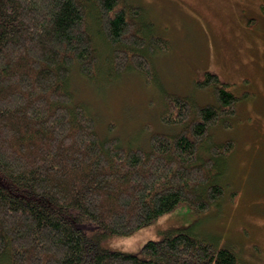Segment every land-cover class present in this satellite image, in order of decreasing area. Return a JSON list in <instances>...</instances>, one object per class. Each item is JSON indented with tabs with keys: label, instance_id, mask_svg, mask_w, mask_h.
Wrapping results in <instances>:
<instances>
[{
	"label": "trees",
	"instance_id": "16d2710c",
	"mask_svg": "<svg viewBox=\"0 0 264 264\" xmlns=\"http://www.w3.org/2000/svg\"><path fill=\"white\" fill-rule=\"evenodd\" d=\"M151 26L121 0H0V264H244L197 223L136 251L107 245L181 203L203 211L226 194L236 142L211 129L233 126L240 97L217 73L197 81L216 102L165 93L160 119L175 130L152 131L147 147L101 136L75 100L71 73L94 75L102 60L116 76L151 77L167 45Z\"/></svg>",
	"mask_w": 264,
	"mask_h": 264
},
{
	"label": "rangeland",
	"instance_id": "374dc122",
	"mask_svg": "<svg viewBox=\"0 0 264 264\" xmlns=\"http://www.w3.org/2000/svg\"><path fill=\"white\" fill-rule=\"evenodd\" d=\"M121 2L142 8L152 34L167 45L155 54L151 77L134 69L116 76L106 60L94 75L71 73L75 100L89 105L101 136L125 147H147L152 131L175 130L160 119L165 93L216 102L213 86L197 85L206 70L231 83L240 101L232 127L211 129L215 141L236 142L228 172L220 179L226 186L221 204L199 211L181 203L153 224L107 245L136 251L148 240L160 239L165 229L197 223L205 235H220L244 264H264V0Z\"/></svg>",
	"mask_w": 264,
	"mask_h": 264
}]
</instances>
